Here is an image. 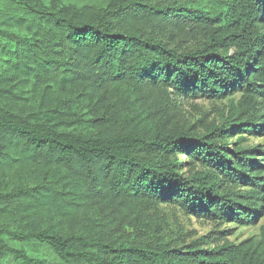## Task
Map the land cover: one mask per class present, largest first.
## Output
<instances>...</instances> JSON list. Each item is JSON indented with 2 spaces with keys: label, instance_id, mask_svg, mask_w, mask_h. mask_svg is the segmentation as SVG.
Listing matches in <instances>:
<instances>
[{
  "label": "trees",
  "instance_id": "16d2710c",
  "mask_svg": "<svg viewBox=\"0 0 264 264\" xmlns=\"http://www.w3.org/2000/svg\"><path fill=\"white\" fill-rule=\"evenodd\" d=\"M205 1L107 0L105 15L95 22L54 10L42 0H0V170L27 163L66 170L57 180L0 192V236L4 219L19 208L35 226L8 233L50 247L59 264H264V257L245 242L210 250L195 242L117 246L81 235L63 238L36 223L42 210L67 218L87 203L103 205L121 220L146 217L145 211L160 203H179L197 217L242 224L264 213V179L248 150L218 146L193 137L190 126L168 123L173 114L165 100L169 91L186 99H221L239 90L240 113L247 121L217 132L264 133L254 116L256 95H264V0H218L214 12ZM186 33L197 48L183 51L169 45ZM231 47V53H219ZM15 74L33 79L37 88L49 76L55 91L84 87L98 100L111 84L126 83L151 107L149 116L166 115L168 122L162 120L150 133L118 132L109 124L96 134L76 135L67 131L68 118L58 106L28 112L16 105L7 86ZM50 88H45L47 95L55 92ZM178 151L189 152L205 170L185 176L179 171ZM223 183L256 188L245 194V211L237 212L241 205L220 194ZM260 232L264 248V225ZM5 249L21 264H48L0 238V252Z\"/></svg>",
  "mask_w": 264,
  "mask_h": 264
},
{
  "label": "rangeland",
  "instance_id": "374dc122",
  "mask_svg": "<svg viewBox=\"0 0 264 264\" xmlns=\"http://www.w3.org/2000/svg\"><path fill=\"white\" fill-rule=\"evenodd\" d=\"M45 5L62 10L66 14H83L92 21L98 22L107 11V0H42ZM218 0H206L208 10L214 12ZM114 23L112 16L104 17ZM140 32L145 29L140 28ZM160 37V36H158ZM171 47L187 51L198 47L189 33L178 39L168 42ZM234 48L219 49V53H231ZM9 73L13 70L7 65ZM16 75V74H15ZM50 85V91H55V84L49 76L40 88L34 85L33 79H27L17 74L14 81L8 83L12 90L11 100L16 101L28 112L36 109L53 108L58 106L64 111L69 121V129L76 135L96 134L99 128L114 125L118 132L135 130L139 133L153 132L161 126L162 120L168 122L167 116L152 118L148 111L151 107L145 106L144 101L138 100L134 88L126 83H113L109 86L102 100L92 97L85 92L84 87L73 89L70 92L56 90L47 95L45 88ZM49 94V93H48ZM172 108V118L168 122L176 126H190L193 137H202L218 146H226L231 150H248L249 157L257 159L260 166L259 178L264 179V133L256 129L253 132L246 130L226 131L223 135L216 129H226L230 123L247 121L242 116L239 102L242 92L233 91L221 99L202 97L186 99L169 91L166 95ZM258 110L254 114L258 124L264 126V95H256ZM168 113L170 111L168 110ZM99 125V126H97ZM248 129H252L251 123ZM212 133V134H210ZM210 134V135H209ZM208 137V138H206ZM177 152V159L181 162L179 171L189 177L192 173L203 171L205 167L198 159H193L189 152ZM233 161V157H232ZM66 170L60 165H38L27 163L12 169L0 170V192L10 191L20 187H30L42 182L57 180ZM251 169L246 173L250 175ZM225 188L224 190H222ZM256 188L247 184L223 183L220 194H226L241 206L237 212L245 211L249 201L245 194ZM146 217L132 216L119 219L110 209L103 205L87 203L79 213L72 217H59L50 210L38 213L40 219L36 221L41 229H46L63 238L72 235H81L89 241H105L117 246H140L169 242L178 247L195 242L201 249L210 250L226 244L245 246L256 255L264 257V248L261 244V226L264 225V213L260 214L255 222L242 224L234 221L210 220L206 217H197L187 213L179 203H160L156 208L145 211ZM19 208L3 221L1 239L10 247L22 250L29 257L48 264H59L60 259L48 246L35 240L16 239L8 231H28L35 226L34 222H27ZM0 264H21L14 255L6 249L0 252Z\"/></svg>",
  "mask_w": 264,
  "mask_h": 264
}]
</instances>
